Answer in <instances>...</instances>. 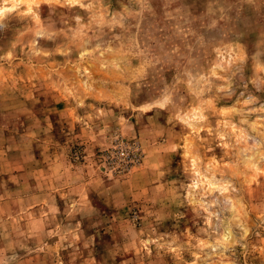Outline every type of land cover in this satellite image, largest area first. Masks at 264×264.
<instances>
[{"label": "clouds", "instance_id": "clouds-1", "mask_svg": "<svg viewBox=\"0 0 264 264\" xmlns=\"http://www.w3.org/2000/svg\"><path fill=\"white\" fill-rule=\"evenodd\" d=\"M253 182L264 0H0V264H264Z\"/></svg>", "mask_w": 264, "mask_h": 264}, {"label": "rangeland", "instance_id": "rangeland-1", "mask_svg": "<svg viewBox=\"0 0 264 264\" xmlns=\"http://www.w3.org/2000/svg\"><path fill=\"white\" fill-rule=\"evenodd\" d=\"M54 103L56 104V108L59 112L63 113L64 111L67 110L69 117H71L72 113H71L70 109H66L65 105L62 102L54 100ZM135 171H136L135 169L132 170L133 173ZM246 199L250 202L249 207L252 209V211L250 212V216L254 218L256 213L260 209L261 201L264 200V193L258 192L257 185L255 182L251 183V185L249 186L248 192L246 194ZM227 203H228V201H225V204H227ZM191 233L193 235H195V229H191ZM253 243H256V241H253ZM186 259H187V257H186ZM210 260L217 261V257H210ZM190 264H191V262H190ZM249 264H259V260L258 259H252V260H250Z\"/></svg>", "mask_w": 264, "mask_h": 264}]
</instances>
